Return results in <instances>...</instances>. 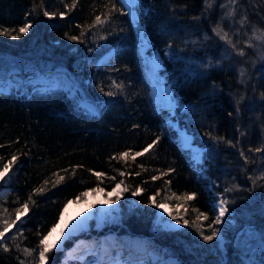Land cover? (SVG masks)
Listing matches in <instances>:
<instances>
[{"label":"trees","instance_id":"1","mask_svg":"<svg viewBox=\"0 0 264 264\" xmlns=\"http://www.w3.org/2000/svg\"><path fill=\"white\" fill-rule=\"evenodd\" d=\"M111 2L117 10L97 26L95 16L105 18L109 0H76L74 8L67 7L73 0H0V30H15L0 35V167L17 156L1 183L0 211L7 208L14 217L30 194L35 201L20 224L22 235L6 240L7 251L0 247V264H38V242L64 205L114 181H123L140 204L111 228L118 237L145 236L179 264H225V259L226 264H264V151H254L264 146V62L222 58L229 47L213 28L219 22L232 34L222 0H209L210 7L205 0H141L138 10L151 52H161L178 103L171 115L155 102L124 0ZM235 8L236 22L247 17V26L264 29V0H238ZM44 10L55 15L44 16ZM25 23L32 27L17 36ZM171 120L207 148L208 172L232 188L230 207L239 225L252 229L254 252L231 242L227 253L203 245L192 225L204 229L214 217L215 194L194 168ZM157 136L153 148L135 155ZM122 152L129 156L121 159ZM95 173L104 175L98 179ZM154 175L160 179L152 180ZM39 187L43 191L37 193ZM156 193V203L183 210L189 221L184 228L157 229L156 203L150 202ZM185 193L193 198L178 199ZM200 213L208 218L197 221ZM25 247L33 249L32 256L22 251ZM62 252L50 249L47 264H61ZM77 264L102 263L94 256ZM109 264L141 263L114 256Z\"/></svg>","mask_w":264,"mask_h":264},{"label":"rangeland","instance_id":"2","mask_svg":"<svg viewBox=\"0 0 264 264\" xmlns=\"http://www.w3.org/2000/svg\"><path fill=\"white\" fill-rule=\"evenodd\" d=\"M140 2L141 0H138V3L131 7L126 3L125 4L135 23L137 38L139 41L141 52L144 56V61L151 81L152 93L154 95L155 102L158 107L166 109L162 106L158 98L156 85L154 84V81L152 80V77L150 75V66L147 63V55H157L159 57L162 63V67L160 68V76L161 78H163L164 83L171 87L172 92L173 88L171 83L167 81V77L164 74L165 65L161 52L159 50H153L151 52L152 42L146 34L145 26L141 21V16L138 10V4ZM227 2L228 0H222V3H224V5H227ZM230 7L231 6L225 7V13L229 10ZM134 14H136L137 17H134ZM237 16L238 15L234 14V16L232 17L225 18H227V20L229 21V25L232 29V34L229 36L231 37L233 42L237 44L236 50L239 51V49H243L244 55L241 56L235 53V51H233L234 49L227 44L229 48L223 51L224 56L221 57L230 59L231 56L235 55L234 60L239 61L241 58L242 63H245L247 59L251 61L253 59L257 60L261 58V61L264 62V59H262V57H264V41H258L255 39L252 32L253 27L247 26L245 23L241 24L240 20L236 22L235 19ZM222 28H224V26H222ZM249 37H252L251 44L255 45L254 47L249 46ZM145 38L147 39V42L145 41ZM146 45H148V51H144V49L146 50ZM173 99L176 102V113L178 103L175 99L174 94ZM166 110L170 113L168 109ZM188 132L194 139V134L189 130ZM179 141L182 147L189 152L190 158L193 161L194 168L199 174H201V176L208 179L209 187L215 194V199L213 200V206L215 209L214 217L208 224H205L204 231L205 234H210L211 229L214 227L219 229V235L212 241H204L203 245H205V247L207 248L209 247L213 251L221 250L222 253H227V243L231 242L234 246L241 247L245 251L254 252L256 243L251 240V237L253 236L252 229L249 227V224L246 223L244 225H239L238 219L235 216V212L230 207V204L233 203L232 188L227 184L222 183L220 179L213 177L208 172L209 165H207L204 159L205 151L207 150V148L198 144L204 150V152L199 155L198 151H195L192 148L184 147V137L180 134V132ZM2 182L3 180H0V188ZM117 184H120L119 188H116ZM219 187H223V190L220 191ZM99 188L102 190H97L95 192L88 191V196L86 198L81 197L79 200H77L76 198L69 200L75 203L83 202L92 218L88 221L83 220L86 221L85 225L80 229L76 228L74 232L70 234L64 241L58 244H49L50 246L55 245V247H50V249H53L55 251H63L62 254L64 255L61 264H77L80 261L83 262L88 259L90 260V258L94 256L96 257V260L102 264H109L111 261V257L114 256L119 259L126 256L132 260L137 261V263L140 262L141 264H144L145 261L147 262V264H179L180 261L176 256L166 255L164 253V251H166L165 248H162L159 245L154 244L152 241L147 240L145 236L141 237L133 234H128L118 237L116 233L111 230V228L115 225L122 224L125 213L133 211L135 207L140 205L139 201L133 192L130 193L128 191V186L124 183H120V181H114L108 188L105 186H99ZM225 188L230 189V191L226 192ZM221 198L226 201L225 207L228 209V211L225 212V215L221 218L220 224H214L213 221L215 217L219 215L218 204ZM160 204H162L163 207H156V218L154 220L157 229L173 231L180 230L187 225L183 224L184 212L180 207L173 209V206H171L166 201ZM104 207L106 208L107 212L106 215H104V219L100 221L99 216L101 215V210ZM168 213L177 215L178 218L181 219V224L177 225L176 222L172 220V217L168 215ZM20 224V221H18L17 226L21 228ZM14 233H16V227H13L11 231L6 235ZM201 239L203 240L202 237ZM75 247H80V250L76 253H72V249ZM139 250L144 254L142 256L140 255L139 257H136V253L139 252ZM103 255H105L107 258L105 262L100 260V257ZM227 260L228 259H225L223 263L226 264ZM257 264L263 263L258 262Z\"/></svg>","mask_w":264,"mask_h":264},{"label":"snow or ice","instance_id":"3","mask_svg":"<svg viewBox=\"0 0 264 264\" xmlns=\"http://www.w3.org/2000/svg\"><path fill=\"white\" fill-rule=\"evenodd\" d=\"M127 2L129 3V6L131 4L134 3H138V0H127ZM238 3V0H228L227 5H221L222 8L231 6L229 8V10L225 13V17H232L234 16L235 12H236V8L235 5ZM205 5L206 7H210L211 5L209 4V0H205ZM76 6V0H73V3L71 5H67V7L69 8H74ZM106 7L108 8V12L104 15V19L101 18L100 15L95 16V19L93 21L94 25H102L104 23H106V21L108 19L111 18V15L114 11H116V4L112 3L111 0H109V4L106 5ZM44 16H50V15H55V13H50L47 10H44L43 12ZM61 16L64 15L63 12L60 13ZM223 19V18H222ZM247 22V17H243L240 20L241 24H244ZM92 25H90L89 27H91ZM32 27V25L30 23H25L24 26L19 28V31L17 33V36L19 34H26L28 32V30ZM13 31L15 30H9L7 28H2V30H0V35H12ZM213 31L216 33V35L223 41H225L228 45H230L234 50L237 49V44L233 42V40L231 39V37L229 36V33L224 32L223 28L221 27V23H217L216 27L213 28ZM253 32V36L255 37L256 40L258 41H264V29H258L255 26H253L252 29ZM83 35V33H81ZM13 38H17V37H13ZM71 39L75 40L77 39V37L72 36L70 37ZM251 40L252 37L248 38V43L249 46L254 47L255 45L251 44ZM239 55H244L243 49H239L238 51ZM262 59H264V57H262ZM244 75V70H241V76ZM116 87L118 88H123V84H118L116 85ZM101 91H103V88H101ZM113 92H108L107 95L111 96L113 95ZM262 97H264V93L261 94ZM160 137L157 136L150 144L147 145V147H145L143 149V152H137L135 155L136 156H140L143 155L144 153L148 152L149 149L153 148V146L159 141ZM229 143H231V141H229ZM2 147V146H0ZM254 151L256 152H261L264 151V146L262 147H257L256 149H254ZM241 155L243 156L244 153L243 151H241ZM129 156L128 152H122L119 154V157L121 159L127 158ZM115 158V157H114ZM4 159V157L0 156V161H2ZM17 160V156L16 154H13L11 159L7 161V163H4L2 167H0V180H4V178L8 175L9 171L11 170L12 165L16 162ZM245 160H247V157H245ZM143 167V166H141ZM67 171V170H65ZM91 171V170H89ZM169 171H174V169H169ZM167 173H161V175H166ZM54 175H58V173H54ZM95 175L97 176V178H101L104 174L103 173H95ZM121 175H124V173H121ZM137 175H139V173H137ZM64 177L60 176L59 180H63ZM112 179H115V177H112ZM160 179V176H152V180H158ZM49 181L45 180L44 184H48ZM120 183H123V181H120ZM166 183H170V181H167ZM55 186V184L53 185ZM120 184L116 185V188H119ZM97 190H102L99 188V185L96 186V188L91 189L92 192H95ZM35 191L37 193L42 192L43 191V187H39L36 188ZM225 191H230V189L225 188ZM156 195H158V193H156L155 195H153L150 198V202L151 203H156ZM194 195V194H193ZM88 196V191H83L79 194V196L76 197L77 200H79L81 197H87ZM173 196H175V193H173ZM192 196H189L187 193H185L182 197H179L178 199H182V200H190L192 199ZM167 199V198H165ZM29 202L31 203H35V201L32 200V196L31 194L28 197V201H25L23 204H21L19 207L14 209V213L15 216H11L8 214V209L4 208L2 209V211H0V247H2L5 251L8 250V245L6 240L7 239H12L15 240L17 234L22 235V232L20 231V227L17 226V222L20 221L21 225L23 224V221L21 220V217L28 212L29 210ZM72 201H68V203H71ZM226 201L223 200L222 198L219 200V215H217L213 221L214 224H220L221 223V218L225 215V212L228 211V209L225 207ZM64 207H67V203L64 205ZM156 207H163L162 204L156 203ZM169 216L172 217V220H174L176 222L177 225L181 224V219L178 218L177 215H173V213H168ZM200 216H204V219L206 220L208 217L206 215H204L203 213H200L197 216V221H199ZM60 219H63V212H61L60 214ZM189 221L188 220H183V224H188ZM59 224V220H57L56 223H54L52 225V227L48 230L47 235H44L41 237V239L38 242L37 245V249L36 251L38 252V261L39 264H47L48 261V252L50 250V247H55V245H49L48 244V237L52 235V232L55 231V228L58 226ZM13 227H16V233H14L13 235H11L10 237H6V234L9 233L11 231V229ZM192 227H194L196 229L197 232H199L200 236L203 238L204 241H212L215 237H217L219 235V229L217 228H212L211 229V233L210 234H205L204 229L200 226L199 223H193ZM211 227V226H210ZM70 234V233H69ZM17 248H19V244L16 245ZM22 251L27 255V256H32L33 254V249L27 248L25 247L24 249H22ZM20 264H24V261H21Z\"/></svg>","mask_w":264,"mask_h":264},{"label":"bare ground","instance_id":"4","mask_svg":"<svg viewBox=\"0 0 264 264\" xmlns=\"http://www.w3.org/2000/svg\"><path fill=\"white\" fill-rule=\"evenodd\" d=\"M124 1L129 6L127 0ZM134 5H136V3L131 4L130 7ZM134 17H137V15L134 14ZM145 41L147 42L146 38ZM145 47L146 50L144 49V51H148V45H146ZM147 63L150 66V75L152 77V80L154 81V84L156 85V92L162 106L168 109L172 115L175 114L176 102L173 99V92L171 87L169 85H166L163 78H161L160 76V68L162 67V63L159 57L157 55H147ZM171 121L178 128L180 134L184 137L183 146L186 148H192L193 150L198 151L199 155H201L204 152L203 148L195 143L192 135L189 134L187 128L182 127L177 121ZM106 212L107 210L104 207L101 210V215L99 216L100 221L104 219V215H106ZM91 218L92 216L87 211L83 202L75 203L72 201L71 203H67V207H64L63 209V219L59 220V224L55 228V231H53L52 235L48 237V244H58L64 241L70 234L74 232L76 228L80 229L85 225L86 221L83 220L88 221ZM79 250L80 247H75L72 249V253H76ZM143 254L144 253L139 250V252L136 253V257H139L140 255L142 256ZM100 260L106 261L107 258L105 255H103L100 257Z\"/></svg>","mask_w":264,"mask_h":264},{"label":"water","instance_id":"5","mask_svg":"<svg viewBox=\"0 0 264 264\" xmlns=\"http://www.w3.org/2000/svg\"><path fill=\"white\" fill-rule=\"evenodd\" d=\"M110 55H113V54H110ZM110 55H109V56H110ZM109 56H108V57H109Z\"/></svg>","mask_w":264,"mask_h":264}]
</instances>
